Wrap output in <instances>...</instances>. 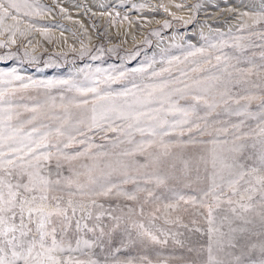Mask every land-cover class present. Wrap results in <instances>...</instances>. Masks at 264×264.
Segmentation results:
<instances>
[{
    "label": "rangeland",
    "instance_id": "1",
    "mask_svg": "<svg viewBox=\"0 0 264 264\" xmlns=\"http://www.w3.org/2000/svg\"><path fill=\"white\" fill-rule=\"evenodd\" d=\"M0 2L9 11L0 20V151L44 132L55 144L63 124L58 146L70 135L64 151L80 153L63 176L135 195L90 197L92 216L74 220L95 232L73 223L60 259L264 261V0H14L19 11Z\"/></svg>",
    "mask_w": 264,
    "mask_h": 264
},
{
    "label": "snow or ice",
    "instance_id": "2",
    "mask_svg": "<svg viewBox=\"0 0 264 264\" xmlns=\"http://www.w3.org/2000/svg\"><path fill=\"white\" fill-rule=\"evenodd\" d=\"M8 4L19 11V6L14 0H8ZM8 15V9L4 7L3 2H0V20ZM175 111L181 112L185 117L189 115L187 111L178 107ZM187 122V120L183 121V123ZM93 123H95V117H93ZM63 128L62 124L54 130L55 144L50 139L53 133L44 132L39 141H32L31 144L22 145L20 148L10 147L7 154L0 151V264H81L80 261L71 259L62 260L56 253L72 250L66 237L73 223L77 231L83 228L89 232H95V228H88L87 223L81 224V219L92 216V206L97 203L90 197H107L115 194L135 199V195H129L115 183L108 186L102 185L97 190L93 187L96 182L91 177L88 184H81L71 175L63 176L61 172L63 165L65 163L71 165V162L80 155V153L69 155L64 151L75 137L69 135L68 143L64 144L63 149L58 146L59 138L65 135ZM33 132L37 130L33 129ZM31 135L32 133H28L29 137ZM33 144L35 147L32 146ZM3 146L0 143V148ZM53 147L56 151H49ZM137 150L143 152L144 148L141 146ZM53 162L54 174L52 172ZM53 175H55L54 179ZM121 183H127V180H122ZM256 183L260 185L261 199L264 200V176L257 177ZM252 190L256 191L254 188ZM76 197L81 199H76ZM84 197H89V199L85 200ZM248 200L251 201L252 197L249 196ZM229 203L231 204L232 201ZM168 207L175 206L169 205ZM216 207L219 205L217 204ZM239 208L243 212H248L253 210V205L251 203L240 204ZM77 211L82 213V216L81 219L74 220ZM231 211L237 213L236 208H232ZM212 213L213 208L208 207L210 222ZM259 214L264 220V208ZM114 219L119 220L118 217ZM116 227H119L118 223L114 225V228ZM140 227L143 228V225ZM100 231L103 234V229ZM213 231L218 230L209 229L210 233ZM58 232L61 234L60 239H57ZM142 234L149 235L153 241L158 240L157 236L150 232ZM81 243L91 246L94 242L77 238V246ZM209 251L211 252V248ZM209 261L210 264H219L211 256ZM261 264H264V261H261Z\"/></svg>",
    "mask_w": 264,
    "mask_h": 264
}]
</instances>
